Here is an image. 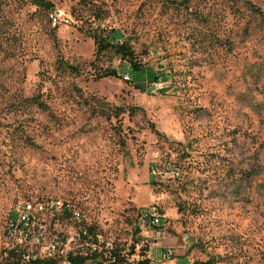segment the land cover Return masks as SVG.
<instances>
[{
	"label": "rangeland",
	"instance_id": "374dc122",
	"mask_svg": "<svg viewBox=\"0 0 264 264\" xmlns=\"http://www.w3.org/2000/svg\"><path fill=\"white\" fill-rule=\"evenodd\" d=\"M46 1L64 21L0 0V264L6 219L37 196L72 199L126 250L157 206L178 247L164 264H264V0ZM111 29L168 79L142 90L96 55Z\"/></svg>",
	"mask_w": 264,
	"mask_h": 264
},
{
	"label": "built area",
	"instance_id": "2783aa9c",
	"mask_svg": "<svg viewBox=\"0 0 264 264\" xmlns=\"http://www.w3.org/2000/svg\"><path fill=\"white\" fill-rule=\"evenodd\" d=\"M50 20L59 24L65 17L52 10ZM165 227L159 208L148 206L139 213L136 238L126 250L72 199L37 196L15 204L3 227L1 250L9 264H154L159 249L158 262L164 264L178 255L176 245L163 242Z\"/></svg>",
	"mask_w": 264,
	"mask_h": 264
},
{
	"label": "trees",
	"instance_id": "16d2710c",
	"mask_svg": "<svg viewBox=\"0 0 264 264\" xmlns=\"http://www.w3.org/2000/svg\"><path fill=\"white\" fill-rule=\"evenodd\" d=\"M37 4L44 6L47 8L50 12L54 10V4L50 1L46 0H33ZM190 0H181L180 3L185 5L189 2ZM120 32L111 29L110 31H103V30H94L92 32V36L95 39V42L97 43V51L96 55H100L104 51H107L109 49H113L117 54H120L122 58L127 61L130 69V73L133 76V81L134 79L140 82H135V87L139 89H145L146 86L141 82L143 80H147V86H149V83L153 82H158L160 80H167V73L166 71H158L156 72L152 67H149L144 64L139 60L138 56H136L135 51L133 50L132 46L130 45L129 39L123 40L122 42L117 41V34ZM62 66H65L68 68L70 71L74 72L77 75H80L81 69L79 66H75L72 64H69L68 62H61ZM98 77H110V76H116L119 77L120 74L117 69L115 68H105L102 69L98 72L97 74ZM148 89V88H147ZM153 129L157 134H160L158 130L155 129L154 124H152ZM136 232H138V228H136Z\"/></svg>",
	"mask_w": 264,
	"mask_h": 264
}]
</instances>
